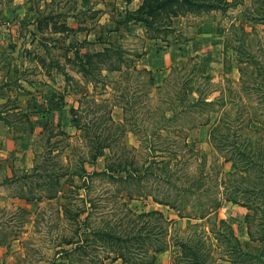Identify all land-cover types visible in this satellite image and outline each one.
Listing matches in <instances>:
<instances>
[{
	"label": "rangeland",
	"instance_id": "rangeland-1",
	"mask_svg": "<svg viewBox=\"0 0 264 264\" xmlns=\"http://www.w3.org/2000/svg\"><path fill=\"white\" fill-rule=\"evenodd\" d=\"M144 1L0 0V264H121L114 260L121 247H113L112 239L104 241L99 232L119 236L130 225L129 216L124 215L126 207L135 213L160 211L164 217L150 218L151 225L158 224L166 232L170 243L157 253L154 264H175L179 254L176 240H195L197 234L206 239L212 253L214 247L213 256L219 263L220 250L210 233L215 217L228 223L243 246L261 245L258 240L250 242L248 235L250 213L255 215L251 222L254 237L263 232L255 231L261 227L257 208L252 213L223 202L208 219L181 217L176 210L153 202L151 191L159 189L158 194L164 195L173 190L180 201L182 195L188 196V188L192 194L188 208L181 213L191 215L195 206L207 203L222 180H240L231 175L236 168L251 166L235 160L234 169V160L226 161L232 155L242 158L238 147L253 154L260 144L264 152V0H146L152 9L164 3L151 27L143 20H151L146 18L150 6ZM212 22V34L202 37V26ZM199 39L209 41H204L203 54L210 42L219 41L211 66L181 54L175 63L181 73H173L167 91L154 96L138 91L147 88L149 79L144 75L138 82L133 66L148 45L162 49ZM109 44L120 51L116 57H85L102 52ZM117 66L120 70L109 73L102 69ZM209 68L213 77L207 87L201 71ZM184 85L192 90V97L204 93L208 103L193 109L189 106L172 119L171 111L180 107V92H189ZM223 99L228 113L222 114L213 141L208 125L187 129L202 121L198 117L201 108L216 109ZM109 107H114L117 134L123 136L114 143V154L105 149L95 163H85L87 170L101 171L106 164H114L116 151L124 146V157L133 155L145 161L152 154L155 166L171 160L168 167L174 173L168 181L164 179L168 173L159 166L157 173L162 176L150 174L126 183L114 173L84 181L82 159H90L94 153L92 135L108 130V122L100 115ZM74 119L80 130L74 128ZM210 119L211 123L215 118ZM45 121H49L48 127L42 131ZM56 125H63L67 136ZM53 156L60 171L65 167L64 172L71 174L60 197L47 199L46 186L40 185L46 178L36 172L40 168L30 178L23 174ZM46 163L52 167L51 161ZM253 170H249V178H253ZM201 192L205 198L198 200ZM125 194L135 198L127 199ZM62 202L66 205L60 208ZM252 205L261 207L262 200L258 198ZM91 230L95 237L87 235ZM80 236L90 242L78 251L63 252L70 248L68 240Z\"/></svg>",
	"mask_w": 264,
	"mask_h": 264
},
{
	"label": "trees",
	"instance_id": "trees-1",
	"mask_svg": "<svg viewBox=\"0 0 264 264\" xmlns=\"http://www.w3.org/2000/svg\"><path fill=\"white\" fill-rule=\"evenodd\" d=\"M189 2V1H188ZM144 3H147L145 0ZM148 7V13L146 15V18L150 17L151 20L143 19L146 26L151 27L153 20L157 18L158 13L156 12L158 8H161L164 3H157L155 9H152L151 4ZM155 6V5H154ZM199 7L207 6L208 8H219L220 5H201L198 4ZM141 9V7H140ZM142 10V9H141ZM144 10V9H143ZM142 10V11H143ZM147 20V21H146ZM264 21V17H263ZM110 47H106L103 49L102 52L94 53L93 55L87 54L85 55L86 58L88 57H97V59L100 58H109V57H116L120 53V51L116 48H113L111 44H109ZM112 47V48H111ZM73 48V47H72ZM76 56L79 53L78 48L75 51ZM79 55V54H78ZM140 56V55H139ZM138 56V57H139ZM137 57V58H138ZM136 58V59H137ZM181 67L175 66L170 71L169 75L165 78L163 83L159 86H155L153 83V73L151 71L145 70V69H138L136 66H133V69L136 71V80L139 82L141 79L139 77H143L144 75L148 76L149 83L147 85V88L144 89L142 87L138 88V91L141 93L149 92L150 96H154L155 94L167 91L169 89V85L167 84L168 80L172 78L173 73L178 72L181 73ZM106 72H111L113 70H120V66H117L116 68L109 69V68H102ZM108 72V73H109ZM202 78L206 81L207 87H209L210 81L213 77L211 71H201ZM188 81V80H187ZM190 81V79H189ZM185 83V82H184ZM187 84V83H185ZM190 84V83H189ZM188 84V85H189ZM188 85H184L189 92H180L181 99H178L180 101V107L178 110L171 111L170 116L175 118V116H178L181 111L184 109H187L189 106L193 109V106H200L201 104H207L208 101L203 100V97L205 96L203 93V96L200 94L198 98L191 96V91L188 87ZM212 91V90H210ZM183 94V96H182ZM200 96H202L200 98ZM208 94H206V97ZM191 97L193 100H190ZM182 100V101H181ZM188 100V102H187ZM102 102V101H101ZM210 103V102H209ZM212 103V102H211ZM226 101L223 99L221 101V106H219L216 109L208 108L205 110V107L201 108L198 113V117L202 118V121L200 122H193L192 125H190L187 129H193L197 126H206L208 125V135L213 141L216 136H214L215 131L217 130V124L219 125L222 118V114L228 113V109L225 106ZM185 107V108H184ZM114 107H109L107 110H105L103 113H101L100 118L104 117L105 120L108 122V130L105 131V133H98L99 135H92L91 143H94V153L91 155V158L89 159H82V164L80 166V169L84 172V181L89 176L94 175H105V174H116V178L119 180H123L124 182H130L132 178L134 179H141L142 177L146 175L152 174L153 176H162L161 174L157 173V171L160 169H163L168 173V178H164L166 181L169 180V177L171 176V173H174V170L172 168H169V164L171 163V160L167 161H158L161 162V165L155 166L154 165V158L151 159L152 154L149 155V159H146L145 161L137 160L136 156L133 155L128 156H121L123 151H125V147L122 146L120 150L116 151V156L114 161L112 162L114 164H110L107 167V164L104 166V168L101 171L93 170L89 172L87 168L85 167V163H95L99 157H101L105 152V149H109L113 153V145L114 143H118L121 140V135L117 134V130L119 129V125H116V121L113 120L112 112ZM72 113L75 114V108H71ZM170 111V109H168ZM167 111V112H168ZM223 112V113H222ZM216 114L220 115V118L215 116ZM205 116V118H203ZM210 117L215 118L213 122L210 123ZM217 118V119H216ZM167 120H170L167 118ZM48 122L45 121L42 131H45V129L48 127ZM76 120H72L74 128L78 129V125ZM58 126V129L60 130V133L63 136H67V131L65 130L63 125H56ZM115 126V127H113ZM121 128V127H120ZM114 129V131H112ZM159 129V128H158ZM116 131V133H115ZM81 132V131H80ZM183 132V131H178ZM258 133L260 131H257ZM84 134V133H83ZM102 134V135H101ZM102 136V137H101ZM123 136V135H122ZM152 135H148L150 138ZM257 151H253V154L248 153L245 148H240L239 152L242 153V158L235 159V156L232 155V157H227L226 161L234 160V169L237 167L236 161H243L244 164L251 165L249 168L245 167H239L238 171L236 168V171H234L231 175L239 176V179L237 182L233 183L229 178H225L220 182V184L217 185L216 188H214L213 192L210 193L213 196H209V198L206 200L207 203L201 202V206H195L196 211L189 215H184L181 213V210H185L188 208L189 198L188 196L192 193H189V189L186 188L187 191V197L182 195V199L179 201L177 199L179 196L173 193L172 191L166 190V193L164 195H159L158 191H151L152 194V201L158 204H161L163 206H168L169 208H172L173 210H176L181 217H189V218H195V219H208L210 215L215 214L216 210L219 208V206L223 202H231L233 204H237L243 207H246L250 212L254 211V208H257V210H260L259 216V225L261 226L260 229L257 231H263L259 232V237H254L253 231H251L252 225L251 222L254 219L255 215H252L251 213L247 215L248 219V235H249V241L254 242L258 240V242H261L260 246H251L250 243H246L244 246L240 243V241L235 237L233 230L228 225V223L225 220L217 219L215 217L214 222H212V228H210V233L214 235V239L217 241V244L215 245L216 249L220 250V262L216 263L217 259L213 256L214 253V247H213V253L211 252L210 247H207V241L203 236H200V234H197L198 239H192L189 238L188 240L182 241L181 239H177L175 242V245L179 247V254L176 256L175 264H264V152L262 150V147L259 146L260 144H257ZM151 145H147V149L150 150ZM237 148H235L236 150ZM114 154V153H113ZM54 156L52 159H44V162L38 163V165H35V167H32L30 171H27L23 174L25 178H30L32 174L36 171V168L39 169L36 172H40L41 177H45L46 181L41 183V186H46L44 189H46V195L47 199H55L58 196L59 193L63 190V183L69 178L68 176L71 174L70 172H64V168L60 171V167L57 165V161H55ZM114 158V157H113ZM125 158V159H124ZM248 158V163H245V159ZM112 159V158H111ZM110 159V160H111ZM51 161L52 167L48 168L46 161ZM157 161V160H156ZM155 161V163H156ZM57 162V163H56ZM138 163V164H137ZM255 164V167L252 165ZM57 165V166H55ZM253 170V178H249V170ZM66 170V169H65ZM117 170V171H116ZM162 171V170H160ZM236 172V173H235ZM73 173V171H72ZM76 173V172H75ZM229 174V176H231ZM64 178V180H63ZM80 178V176H79ZM248 179V180H247ZM63 180V182H62ZM245 181V182H244ZM170 183V182H169ZM39 184V183H38ZM181 191L183 190L180 188ZM188 189V190H187ZM65 190V189H64ZM68 190V189H67ZM65 190V191H67ZM130 192V191H129ZM211 192V191H210ZM202 193V192H201ZM174 194V197H173ZM183 194V193H182ZM206 194H199L198 200H201V198H205ZM125 198L127 199H133L135 198L132 195L125 194ZM185 197V198H184ZM261 199L262 200V206L257 207L253 206L252 202L255 200ZM28 200V199H26ZM126 200V199H124ZM60 208L64 207L66 204L64 202L60 203ZM126 206V205H125ZM86 211V210H85ZM125 216L128 217V221H130V225H126L119 234V236L112 235L109 231L103 230L99 232V235L102 236V239L104 241H107L108 243L112 240L115 241V243H111V245L115 248L121 247V251H118L116 257H114V260H121V264H128L129 261H131L132 264H154L156 261V255L157 253L161 251H165L170 246L169 239H167V234L165 231L159 229L158 224L151 225L150 218L152 217H159L163 219V215L160 211H150V212H141V213H135L130 208L128 209L126 207L125 209ZM83 221L86 220L84 217L82 219ZM81 221H79L78 226H80ZM216 230V231H214ZM128 232V233H126ZM95 233H92V230L88 232L87 235L91 237H95ZM86 235V236H87ZM78 237L76 240L73 239L72 241H67V245L70 246L67 250H63V252L71 253L80 250L81 247H84L85 243H89V239L87 237ZM97 239H100V237H97ZM128 244V245H127ZM134 248L132 250L130 247ZM209 249V250H208ZM119 250V249H117ZM57 253H60L59 251ZM212 254V255H211ZM100 264H103V262H100Z\"/></svg>",
	"mask_w": 264,
	"mask_h": 264
},
{
	"label": "crops",
	"instance_id": "crops-1",
	"mask_svg": "<svg viewBox=\"0 0 264 264\" xmlns=\"http://www.w3.org/2000/svg\"><path fill=\"white\" fill-rule=\"evenodd\" d=\"M215 23H211V25L202 26L200 31V35L202 37L212 34V28ZM204 41L208 43L207 39L205 40H197L190 41L184 40L183 43H177L173 45L164 46L162 49L158 48L156 45H148L145 49V52L142 53L134 62V65L138 69H145L151 71L153 73V83L155 86H159L163 83L165 78L169 75L170 71L173 67L179 66L175 64L177 62V58L181 56V54L188 53L189 61L198 60L200 63L204 65H209L214 62L216 51L220 47L219 41L210 42L209 51L204 50ZM203 42V43H202ZM224 47V44H222ZM196 62V61H195ZM204 71H211V68Z\"/></svg>",
	"mask_w": 264,
	"mask_h": 264
}]
</instances>
